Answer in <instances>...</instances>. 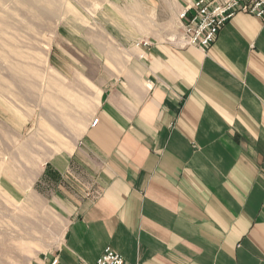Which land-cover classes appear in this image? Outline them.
<instances>
[{
  "label": "crops",
  "instance_id": "0c3cea01",
  "mask_svg": "<svg viewBox=\"0 0 264 264\" xmlns=\"http://www.w3.org/2000/svg\"><path fill=\"white\" fill-rule=\"evenodd\" d=\"M69 27L49 167L71 211L37 264H264V21L240 12L204 49Z\"/></svg>",
  "mask_w": 264,
  "mask_h": 264
},
{
  "label": "rangeland",
  "instance_id": "374dc122",
  "mask_svg": "<svg viewBox=\"0 0 264 264\" xmlns=\"http://www.w3.org/2000/svg\"><path fill=\"white\" fill-rule=\"evenodd\" d=\"M18 1L0 9V20L16 27L0 33V264H37L60 244L71 211L58 193L73 184L49 167L63 139L60 89L70 86L51 64L56 41L69 38L71 24L128 23L147 38L178 44L183 29L178 0H49L56 11L40 18Z\"/></svg>",
  "mask_w": 264,
  "mask_h": 264
},
{
  "label": "built area",
  "instance_id": "2783aa9c",
  "mask_svg": "<svg viewBox=\"0 0 264 264\" xmlns=\"http://www.w3.org/2000/svg\"><path fill=\"white\" fill-rule=\"evenodd\" d=\"M182 43L207 48L221 29L238 13H248L264 21V0H181ZM98 124V119L93 125ZM57 264V261H54ZM94 264H130L112 248H107Z\"/></svg>",
  "mask_w": 264,
  "mask_h": 264
},
{
  "label": "bare ground",
  "instance_id": "6f19581e",
  "mask_svg": "<svg viewBox=\"0 0 264 264\" xmlns=\"http://www.w3.org/2000/svg\"><path fill=\"white\" fill-rule=\"evenodd\" d=\"M11 2L12 0H0V9L1 7H3V5H5L7 2ZM19 5H21L24 8V11L26 14L31 15L32 17H38L40 18V15L43 13L41 11H49L51 13H55V6L53 5L52 2H50L49 0H19L17 2ZM107 7V5H106ZM17 7L15 6L14 10ZM75 8H73V6L69 7V11H74ZM50 16V15H48ZM8 22V21H7ZM5 20L1 21L0 20V33L2 30L6 29V28H16L14 26H12V24H8ZM7 32V31H6ZM18 56L20 57H24L20 54H18ZM22 69H17L16 72H22Z\"/></svg>",
  "mask_w": 264,
  "mask_h": 264
}]
</instances>
